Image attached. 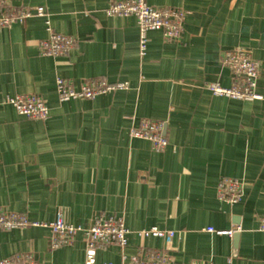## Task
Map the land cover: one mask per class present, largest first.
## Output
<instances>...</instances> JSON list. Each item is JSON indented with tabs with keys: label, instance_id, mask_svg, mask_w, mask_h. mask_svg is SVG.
Listing matches in <instances>:
<instances>
[{
	"label": "crops",
	"instance_id": "1",
	"mask_svg": "<svg viewBox=\"0 0 264 264\" xmlns=\"http://www.w3.org/2000/svg\"><path fill=\"white\" fill-rule=\"evenodd\" d=\"M10 2L46 15L0 28V210L42 225L62 215L84 229L97 218H122L127 247L98 250L96 264L156 250L174 264H264V0H148L185 11L186 20L178 41L149 33L144 57L137 20L108 16L111 0ZM50 29L75 40L66 57L41 54ZM235 48L260 63L262 99L209 91L211 84L231 87L221 58ZM58 79L78 91L99 80L129 89L61 102ZM20 95L42 97L49 119H29L7 104ZM142 119L164 124L166 151L131 137ZM224 178L243 184L241 203L219 200ZM152 228L176 236H139ZM50 236L41 225L0 229V261L31 253L40 264H86L82 234L56 250Z\"/></svg>",
	"mask_w": 264,
	"mask_h": 264
},
{
	"label": "built area",
	"instance_id": "2",
	"mask_svg": "<svg viewBox=\"0 0 264 264\" xmlns=\"http://www.w3.org/2000/svg\"><path fill=\"white\" fill-rule=\"evenodd\" d=\"M106 14L110 17H134L140 30V54L146 55L149 33L161 32L165 41L181 39L186 12L175 8H155L149 5L148 0H111ZM46 10L43 7L28 8L14 7L10 0H0V28H12L16 24H24L33 17H44ZM50 39L40 44L43 56L61 58L66 57L74 48L75 40L72 37L61 35L50 29ZM221 63L227 68L232 77L230 88L219 84L208 86L209 91L216 97L253 102L262 99L257 93V81L261 72V65L249 51L235 48L222 54ZM127 84H110L99 80L85 83L78 91L71 82L58 79L57 90L61 102L70 100H93L105 94H112L128 90ZM7 104L29 119L47 121L50 109L46 101L36 95H20L9 98ZM164 124L150 119H142L139 126L131 129V137L151 143L156 152H164L169 146V140L164 135ZM218 198L228 205H237L243 201V184L235 179L224 178L218 187ZM44 226L51 230L50 246L52 250L71 246L77 235L82 234L86 244V264H96L98 250L111 246L124 249L128 245L130 235L122 218H97L87 228L75 227L67 223L59 215L53 223L48 225L34 224L22 214L6 213L0 210V229L12 231L27 229L33 226ZM259 231L264 233V218L260 219ZM208 233L221 236H233L237 231H217L207 229ZM143 238H158L172 240L176 234L172 231L164 232L157 228L143 231L139 234ZM0 264H40L31 253L17 255L0 261ZM120 264H174L173 257L162 251H141L131 258H124Z\"/></svg>",
	"mask_w": 264,
	"mask_h": 264
}]
</instances>
